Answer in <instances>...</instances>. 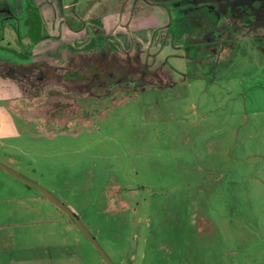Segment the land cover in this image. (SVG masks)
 I'll use <instances>...</instances> for the list:
<instances>
[{
  "label": "rangeland",
  "instance_id": "rangeland-1",
  "mask_svg": "<svg viewBox=\"0 0 264 264\" xmlns=\"http://www.w3.org/2000/svg\"><path fill=\"white\" fill-rule=\"evenodd\" d=\"M14 1L13 19L0 16V57L24 62L47 18L35 7L44 0ZM84 1L55 0L64 18ZM170 50L156 60L189 71ZM227 77L221 67L214 81L186 74L174 88L74 97L78 112L56 122L9 91L0 161L70 207L117 264H264V91ZM30 193L0 169V264H106L63 210Z\"/></svg>",
  "mask_w": 264,
  "mask_h": 264
},
{
  "label": "flooded vegetation",
  "instance_id": "flooded-vegetation-1",
  "mask_svg": "<svg viewBox=\"0 0 264 264\" xmlns=\"http://www.w3.org/2000/svg\"><path fill=\"white\" fill-rule=\"evenodd\" d=\"M106 1L96 0L90 7L85 0L80 13L70 8L68 18L55 0L35 3L37 12L48 19L46 33L32 42L30 58L21 65H0L7 90L23 102L33 101L32 114L56 122L66 113L72 118L78 112L74 97H99L110 90L145 86L173 87L186 74L196 79L208 74L214 81L221 67L240 86L246 81L249 87L264 91V0ZM105 4L107 9L114 6L112 22L101 12ZM10 5L17 3L0 0L1 18L13 19ZM76 18L81 21L77 26L71 21ZM90 28L93 32L89 33ZM62 45H67L63 51ZM166 47L171 49L167 54L188 62L190 70L165 67L166 57L156 60ZM54 56L62 57L64 64L54 62ZM227 92L234 99L233 90ZM16 98L8 100L14 109ZM242 100L240 104L246 106V99ZM233 104L238 105L236 99ZM55 110V118L50 117ZM7 122L0 113V125L6 129Z\"/></svg>",
  "mask_w": 264,
  "mask_h": 264
},
{
  "label": "water",
  "instance_id": "water-1",
  "mask_svg": "<svg viewBox=\"0 0 264 264\" xmlns=\"http://www.w3.org/2000/svg\"><path fill=\"white\" fill-rule=\"evenodd\" d=\"M0 169L10 173L14 177L18 178L19 180H21L25 183L34 186L41 195H43L46 199H48L50 202H52L58 208L63 210L66 213V215H68V217L74 222V224L78 227V229L85 235V237L92 244V246L95 248V250L97 251V253L101 257V259L106 264H117L110 259V257L107 255V253L101 247V245L97 242L95 237L89 233L87 228L80 221L78 216L70 209V207H68L66 204H64L62 201H60L58 198H56L47 188H45L44 186H42L38 182H35L33 180H30V179L24 177L18 171L10 168L9 166L2 163L1 161H0Z\"/></svg>",
  "mask_w": 264,
  "mask_h": 264
},
{
  "label": "crops",
  "instance_id": "crops-1",
  "mask_svg": "<svg viewBox=\"0 0 264 264\" xmlns=\"http://www.w3.org/2000/svg\"><path fill=\"white\" fill-rule=\"evenodd\" d=\"M65 29V28H64ZM32 49L33 50H35L33 47H32ZM35 53V52H34ZM20 63H22V62H11V61H9V60H7V59H5V58H2V57H0V65H8V64H18V65H21ZM7 82V79L6 78H1L0 77V83L2 84H4L5 85V83ZM6 86V85H5ZM6 90V92H7V94H5V96H3L4 94H2L1 95V93H0V98L3 96V97H7V96H10L9 95V91L7 90V89H5ZM11 102V101H10ZM10 102H8V105H11L10 104ZM30 196L31 197H35V198H40L41 196H43V195H41L39 192L38 193H30ZM44 197V196H43Z\"/></svg>",
  "mask_w": 264,
  "mask_h": 264
}]
</instances>
